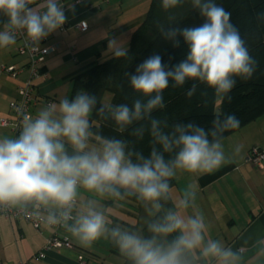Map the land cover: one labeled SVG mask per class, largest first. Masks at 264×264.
Segmentation results:
<instances>
[{
	"label": "clouds",
	"instance_id": "1",
	"mask_svg": "<svg viewBox=\"0 0 264 264\" xmlns=\"http://www.w3.org/2000/svg\"><path fill=\"white\" fill-rule=\"evenodd\" d=\"M190 2L203 18L202 24L159 26L161 35L174 47H179L182 37L186 58L166 65L162 56L154 53L138 64L134 73H126L137 94L131 104L97 109L120 133L147 120L149 154L128 149L122 139L94 133L91 115L97 97L77 91L71 99L64 97L35 114H23L15 136H0V212L39 217L47 226L63 228L84 247L101 239L109 241L130 264H244L239 249L209 236L202 212L188 214L197 199L192 183L185 186L172 208H165L172 199L169 181L177 172L210 174L230 162L223 134L240 126L234 114L222 118L220 112L214 114L210 128L194 121L170 126L153 115L166 106L163 93L170 81L174 87L193 81L188 96L196 92L195 82L203 83L223 100L235 86V78L250 79L257 63L231 22L230 12L216 0ZM32 4L33 0H0V16L6 18L0 21V49L16 44L18 35H23L29 46L40 47L41 41L67 22L60 0H42L40 8ZM180 4L181 0H161L166 11ZM128 51L122 40H108L107 53L112 58L128 57ZM144 131L143 126L135 127L132 135L143 139ZM93 137L98 143H91ZM239 151L237 146L233 154ZM81 190L115 199L134 197L154 217L147 224L150 235L119 225L109 227V218L97 201L79 199ZM256 255L264 256V248Z\"/></svg>",
	"mask_w": 264,
	"mask_h": 264
},
{
	"label": "crops",
	"instance_id": "2",
	"mask_svg": "<svg viewBox=\"0 0 264 264\" xmlns=\"http://www.w3.org/2000/svg\"><path fill=\"white\" fill-rule=\"evenodd\" d=\"M60 3L65 6L68 19L64 29H58L41 41V45L57 43L58 47L40 64L41 73L33 80L35 103L31 106V114L49 102L58 103L64 97L70 99L76 75L110 56L107 53L108 40L116 37L126 45L135 29L129 20L119 22L120 4H116V0H60ZM41 5L42 0H33V7L40 8ZM4 19L0 16V21ZM81 20L88 24L85 31L76 27ZM116 25V31H113ZM20 43L21 39L17 38L16 44L0 49V64L13 65L16 70L15 75L0 74V117L10 120H14L15 115L9 103L18 98V87L28 75L27 57L17 49ZM17 132L11 126L0 125V136H15ZM91 143H98L95 137ZM222 143L226 155L231 157L230 162L210 174L177 172L173 178L172 188L176 187L173 203L180 198L185 186L192 183L197 199L188 214L202 212L209 225V236L233 250L240 248L245 257L244 264H264V256L256 255L258 249L264 248V166L256 167L245 160L253 146L264 150V113L224 134ZM237 146L240 151L234 155ZM79 199L97 201L98 208L109 218V227L119 225L129 231L150 235L146 225L153 217L134 197L115 199L81 190ZM56 232L69 236L74 247L58 248L44 259L35 260L33 255L41 249L46 238ZM103 254L104 260L100 258ZM79 255L83 256L84 264H119L111 257L115 255L123 259L122 264H130L109 241L101 239L91 247H84L63 228L42 222L37 229L28 220L0 212V264L26 261L33 264H83Z\"/></svg>",
	"mask_w": 264,
	"mask_h": 264
},
{
	"label": "trees",
	"instance_id": "3",
	"mask_svg": "<svg viewBox=\"0 0 264 264\" xmlns=\"http://www.w3.org/2000/svg\"><path fill=\"white\" fill-rule=\"evenodd\" d=\"M216 3L231 13V22L239 29L250 54L257 62L254 75L250 79L236 77L235 86L222 100L223 109L220 112L222 118L224 115L234 114L239 119L240 126H242L264 113V0H216ZM154 8L155 0H152L145 19L132 31L127 45L128 57L115 59L109 56L103 61L96 62L84 69L76 75L70 95V99L77 91H86L96 95L97 108L93 110L91 115L92 131L104 137L122 139L127 143L128 149L134 148L142 151L145 156L149 154L151 147L148 134L150 124L147 120L135 123L129 126L125 132L120 133L116 131L114 122L110 118L104 119L101 117L97 109L101 105H105L100 98L104 90L107 89L103 86L101 75L112 62L119 63L130 60L121 73L122 77L118 87L109 89L112 93L113 103L111 104H131L132 99L137 94L130 88L126 73H134L136 66L154 53L161 55L166 65H174L186 58L187 46L182 37L180 38L179 47H174L172 42L166 40L159 30L152 39L145 43L143 41V45L139 44L142 32L148 25L153 23ZM203 22V18L197 10L171 23H175L179 27H191L199 26ZM193 83V81H188L183 87H174L170 81L169 87L163 93L166 106L163 109L156 110L153 115L167 120L170 126L176 122L194 121L205 128H210L214 114L217 112L208 108L205 103L210 100L213 89L203 83L195 82L197 84L196 92L192 96H188L186 93ZM196 103H199V105H196ZM141 126L145 129L144 137L138 139L132 135V131L133 128ZM230 131L232 130L226 131L224 134ZM156 147L159 149L160 146L156 145ZM160 150L162 151V149ZM165 156L167 159L168 155L165 154ZM169 183L172 187L174 179L172 178ZM173 204L171 199L165 203V208H172Z\"/></svg>",
	"mask_w": 264,
	"mask_h": 264
},
{
	"label": "built area",
	"instance_id": "4",
	"mask_svg": "<svg viewBox=\"0 0 264 264\" xmlns=\"http://www.w3.org/2000/svg\"><path fill=\"white\" fill-rule=\"evenodd\" d=\"M76 27L80 31H85L88 28V24L85 20H81L76 23ZM65 25L61 27L64 29ZM18 38L21 39V43L18 46V51L20 53H24L27 57V68H28V75L23 80V83L18 87V98L13 99L10 101L9 106L12 112L15 115L14 120H10L6 117H0V125L2 126H11L13 130L18 131L19 123L22 119L23 114L31 113V106L35 103L34 98V90L35 86L33 84V80L38 77L41 73L40 64L43 63L45 58L54 52L58 44H48V45H41L40 47L29 46L25 43V37L23 35H18ZM1 73H8L11 75H15L16 70L13 65H4L0 64V74ZM50 104V102H49ZM245 160L256 167H263L264 166V150L258 146H253L247 155L245 156ZM7 216H15L19 218H23L25 220L30 221L33 226L37 229L40 228L41 223L43 222L41 218L36 216H24L16 211H7L2 212ZM73 242L67 235L53 233L49 235L43 246L39 251H37L33 258L35 260L44 259L48 254L53 252L58 248H66L71 249L73 248ZM240 250V248H238ZM79 261L81 263H85L83 260V256H78ZM19 264H33L31 261L20 262Z\"/></svg>",
	"mask_w": 264,
	"mask_h": 264
},
{
	"label": "rangeland",
	"instance_id": "5",
	"mask_svg": "<svg viewBox=\"0 0 264 264\" xmlns=\"http://www.w3.org/2000/svg\"><path fill=\"white\" fill-rule=\"evenodd\" d=\"M238 1V0H236ZM152 0H116V4H120L119 8V15L121 18L119 19V22H122V20L131 21L133 25H135V28L137 25H139L146 17L148 10L150 8ZM197 11V9H194L191 7L190 0H181V4L178 5L175 9L171 10H164L161 6V0H155V8H154V20L153 23L148 25L144 32H142V36L139 40V44L143 45L146 41H149L152 39L154 34L159 30L160 25H166L168 23H171L178 18L184 17L190 13H193ZM116 26L113 27V31H116ZM138 44V45H139ZM128 43L126 44V46ZM106 54V52H105ZM104 59V58H103ZM102 59V60H103ZM130 61V60H128ZM128 61L124 60L119 63H111L109 67L105 69L104 72H102V83L103 86L107 89L104 90L100 100L103 104L108 105L113 103L111 96L112 93L109 89H113L115 87H118L120 80H121V73L123 69L126 67ZM209 98V96H207ZM203 102V101H202ZM208 108H210L213 111L221 112L222 111V100L217 98L215 96L214 90L211 92L210 100L205 103ZM196 105H199V103H196ZM177 175V174H176ZM176 177V176H175ZM176 187L172 188L171 195L173 198H176ZM146 213H148L146 211ZM113 257V260L118 261L119 264H122L123 259L118 256H111ZM102 260H104V254L100 257ZM112 259V258H110Z\"/></svg>",
	"mask_w": 264,
	"mask_h": 264
},
{
	"label": "water",
	"instance_id": "6",
	"mask_svg": "<svg viewBox=\"0 0 264 264\" xmlns=\"http://www.w3.org/2000/svg\"><path fill=\"white\" fill-rule=\"evenodd\" d=\"M101 106H104V105H101Z\"/></svg>",
	"mask_w": 264,
	"mask_h": 264
}]
</instances>
